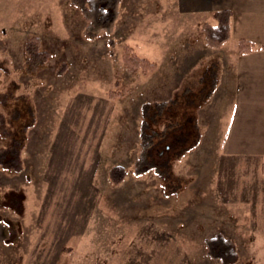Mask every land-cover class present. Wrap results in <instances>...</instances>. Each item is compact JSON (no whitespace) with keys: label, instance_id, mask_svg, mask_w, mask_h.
Masks as SVG:
<instances>
[{"label":"rangeland","instance_id":"obj_1","mask_svg":"<svg viewBox=\"0 0 264 264\" xmlns=\"http://www.w3.org/2000/svg\"><path fill=\"white\" fill-rule=\"evenodd\" d=\"M177 5L120 0L111 30L92 35L75 0H0V264H224L205 246L217 233L236 245L231 264H264V157L220 146L227 74L201 97L205 73L217 84L246 43H218L212 14ZM32 43L49 54L35 69ZM173 98L155 122L142 114ZM143 120L188 134L153 149L171 153L168 172L134 168Z\"/></svg>","mask_w":264,"mask_h":264},{"label":"crops","instance_id":"obj_2","mask_svg":"<svg viewBox=\"0 0 264 264\" xmlns=\"http://www.w3.org/2000/svg\"><path fill=\"white\" fill-rule=\"evenodd\" d=\"M175 3L179 11L206 12L212 17L216 12L229 10L230 36L253 43L249 50L234 53L217 74V86L221 84L220 75L227 74L223 90L231 98L227 124L220 127V146L227 152L231 147L238 157H264V0H175ZM214 95L215 92L210 98Z\"/></svg>","mask_w":264,"mask_h":264},{"label":"trees","instance_id":"obj_3","mask_svg":"<svg viewBox=\"0 0 264 264\" xmlns=\"http://www.w3.org/2000/svg\"><path fill=\"white\" fill-rule=\"evenodd\" d=\"M76 3L80 5L82 8V12L87 21V30L92 33H96L100 30L110 31L115 19L118 16V3L120 0H75ZM218 16L217 13H221ZM221 12L214 13L215 21L211 25L212 27V35L215 38V41L218 43H223L230 36V11L223 10ZM241 42L246 43V50L252 48L253 43L247 42L246 40H240ZM30 43V42H29ZM28 43V44H29ZM244 48V47H243ZM245 49V48H244ZM239 50H242V45H240ZM26 54H27V65L29 69H35L40 63L45 61L49 54L46 51H41L38 48L37 43H32L31 45H26ZM208 78V80H207ZM200 82H209L210 87L206 90V92L201 96L202 98L209 97L214 91V87L216 86V73L215 71L210 72L207 76L206 73L204 77L201 78ZM206 86V85H205ZM202 89H204L202 87ZM201 89V92L203 91ZM189 90V89H188ZM187 94L189 91H186ZM203 99V100H204ZM177 102L176 98L169 99L167 101H161L156 103H146L142 107V114L148 117L151 121L155 122L158 117H160L164 110L168 106H172ZM179 126L178 122H168L166 123L159 131L152 130L149 127V124L143 120L140 126V144H141V153L137 160L134 163V168L136 172L140 173L145 170L154 169L158 171L160 174L168 172L167 167V158L171 155L163 157V159H156L155 154H153V149L156 150V155L160 153L157 150V147L163 144L164 150L172 149L173 151L177 146H172L176 144V142H183L188 134L182 135L181 137H175V129ZM198 126L197 121L194 117L191 118V136L193 138V144L190 147H193L197 144L198 136L200 134V128ZM171 141L167 143L168 140ZM175 142V143H174ZM19 146V143H17ZM181 151V150H180ZM167 152V151H166ZM13 153L12 156L16 163H18V152H13L10 149H7V154ZM15 153V154H14ZM169 153V152H168ZM5 155V156H6ZM167 159V160H166ZM166 160V161H165ZM11 160H6L5 163ZM116 168V167H115ZM117 170V168H116ZM115 180H119L116 178ZM24 201L23 195L17 194L15 191H9L6 194L5 202L10 206H13L15 209L20 210L22 208V204ZM205 246L207 250V254L215 259H219L224 264L234 263L237 258L236 245L230 238H226L221 233H217L212 237H208L205 239Z\"/></svg>","mask_w":264,"mask_h":264}]
</instances>
